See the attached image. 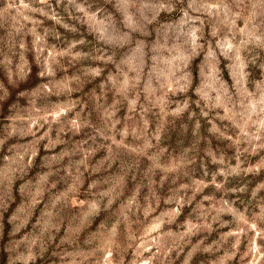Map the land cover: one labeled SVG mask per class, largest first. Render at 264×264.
Wrapping results in <instances>:
<instances>
[{
	"label": "rangeland",
	"instance_id": "obj_1",
	"mask_svg": "<svg viewBox=\"0 0 264 264\" xmlns=\"http://www.w3.org/2000/svg\"><path fill=\"white\" fill-rule=\"evenodd\" d=\"M0 264H264V0H0Z\"/></svg>",
	"mask_w": 264,
	"mask_h": 264
}]
</instances>
